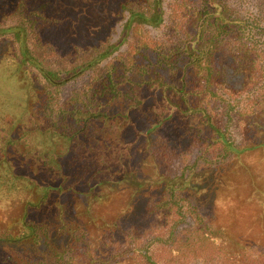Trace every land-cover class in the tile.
Returning a JSON list of instances; mask_svg holds the SVG:
<instances>
[{
	"label": "trees",
	"instance_id": "trees-1",
	"mask_svg": "<svg viewBox=\"0 0 264 264\" xmlns=\"http://www.w3.org/2000/svg\"><path fill=\"white\" fill-rule=\"evenodd\" d=\"M163 22V0H0V264H264V25L223 0Z\"/></svg>",
	"mask_w": 264,
	"mask_h": 264
},
{
	"label": "rangeland",
	"instance_id": "rangeland-1",
	"mask_svg": "<svg viewBox=\"0 0 264 264\" xmlns=\"http://www.w3.org/2000/svg\"><path fill=\"white\" fill-rule=\"evenodd\" d=\"M172 1L173 0H163L164 22L158 28H153V27L148 28L149 33L152 37L154 38L163 37L165 25L168 23L169 13H170V3ZM223 2L226 3L227 7L231 9L234 14L243 18L257 19L259 24L264 25V0H223ZM113 25H115L116 28V32L112 34V41L114 42L118 39L122 26L120 22H116V23L114 22ZM103 29L105 28L103 27ZM104 34L105 33H103L102 35ZM4 47L5 46L0 47V63L3 61V57H4L3 54L5 52ZM125 48H126V44H123L120 47V50L122 51ZM89 76H90V71L86 72L85 74L73 80H70L64 86H62L60 92L61 100H64L66 97H68L73 90L82 87L83 84H85L89 80ZM242 101L243 98L239 100L238 102L239 105L242 104ZM230 130L232 131L235 140L238 143L241 139V135L238 131V128L231 123ZM196 154L197 151L193 150L191 154V160H193ZM177 157L180 156H178V154L175 151L172 152L171 149H168V152H166L165 157H162L160 159V162L163 161L162 168L168 172H175L177 169H179V166L181 164V162ZM149 162L150 161H148L147 163H142L137 166H134L135 168L131 170L132 171L131 174L133 175L132 176L129 175V179L131 183H135L137 180L143 182V179H147V178H150L152 180L154 179L153 177L155 175V172H153V165ZM205 176H206L205 173H203L202 176L198 175L195 179L192 180L194 182L198 181L196 183H202L203 181H205ZM239 179L242 181L243 178L242 179L239 178ZM119 185H122V183H120ZM133 186L134 185L130 183L127 185L128 191L125 192L126 195H128V198H130V194L132 193L131 189H134ZM155 192H156L155 185L149 184V185H144V187H142V189H140L136 194L141 195L143 199V201H141L142 204L144 203V201L145 202L147 201L146 202L147 204H151L153 200L149 201L148 199L150 198L151 194H154ZM187 223H190V220H188ZM187 264H207V263L203 262L202 260H196V261H191ZM213 264H220V263H213Z\"/></svg>",
	"mask_w": 264,
	"mask_h": 264
}]
</instances>
